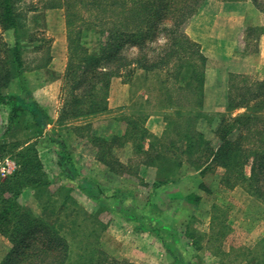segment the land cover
Returning a JSON list of instances; mask_svg holds the SVG:
<instances>
[{"label":"trees","instance_id":"obj_1","mask_svg":"<svg viewBox=\"0 0 264 264\" xmlns=\"http://www.w3.org/2000/svg\"><path fill=\"white\" fill-rule=\"evenodd\" d=\"M204 1L42 0L41 8L64 11L67 27L68 59L62 76L61 106L54 125L85 121L107 112L113 77L125 73L129 77L138 71L145 75L157 73L161 76L163 73L165 79L159 81L157 87L158 104L160 110L167 112L166 125L173 124L174 138L168 136L164 143L167 130L162 138L152 137L144 127L148 115H125L121 118L126 126L124 135L110 138L91 135V144L96 149L95 159L111 173L132 172L134 168H125L115 154L117 148L129 142L134 155L140 159L139 165L157 168L159 178L152 189L172 181L174 166L181 168L185 163L192 164L200 168V175L208 168L220 166L224 169L221 176L223 186L230 190L239 186L264 203V81L230 85L225 111L218 116L215 128H211L213 120L201 113L206 58L199 45L184 33V26ZM223 1H250L258 10L264 11V0ZM37 9L25 8L23 0H0V30H12L20 40L26 12ZM163 24L171 29H163ZM84 29L95 30L99 37L94 52L82 43ZM164 30L169 32V42L164 43L165 54L158 59L148 57L147 51L152 49L146 47ZM18 40L8 46L0 37V55H9L7 61L0 58V106L8 109L5 135L19 115L28 114L37 132L33 136L37 137L46 132L52 122L47 112L31 98L25 75L28 68L21 57ZM130 47L138 48L139 53L127 56L125 49ZM39 48L46 52V57L39 59L36 70L46 68L50 61L49 40L42 39ZM13 81L19 90L6 92ZM186 109L197 113L183 115ZM239 110L243 111L236 113ZM203 118L207 119L208 129L217 138L215 145H211L199 129V120ZM81 127L84 129L87 123ZM46 135L57 148L60 169L57 182L74 184L85 196L98 203L108 198L111 202H118V215L135 222L138 231L155 235L174 264H194L185 263L183 252L186 251L175 229L152 215L148 210L150 201L146 207L139 208L133 198L130 204L125 203L127 196L123 194L106 195L107 191L97 182L79 173L56 128L47 131ZM26 137L23 141L0 143V155L10 153L18 164L11 176L0 178V234L11 243V249L1 264H134L110 256L101 247L95 223L99 233L104 230L103 223L81 209L68 192L62 194L58 210L46 202L41 216H34L17 206V198L24 188L44 190L51 183L38 158L36 143H30V135ZM151 138L154 142L144 151V141ZM7 148L9 150H5ZM247 164L251 165L249 176L244 174ZM119 195L122 199L115 197ZM45 212L55 216L54 222L43 218ZM61 212L62 221H59ZM87 222L88 232L84 230ZM73 244H80L81 255L74 254Z\"/></svg>","mask_w":264,"mask_h":264},{"label":"rangeland","instance_id":"obj_2","mask_svg":"<svg viewBox=\"0 0 264 264\" xmlns=\"http://www.w3.org/2000/svg\"><path fill=\"white\" fill-rule=\"evenodd\" d=\"M27 1L30 3H37L40 0ZM216 3H230V1L205 0L199 9L210 7ZM162 28L168 29V31L171 29V27L166 24H163ZM0 37L5 45L10 46L6 41L7 37L5 38L3 36L2 31L0 32ZM26 37L27 35L24 36V33H21V39H25ZM97 37L98 36L95 38L96 40ZM168 38L169 32H166L165 30L157 34L155 39L146 47L147 50L152 49V51L146 50L148 57L158 59V57L165 54L166 46L164 43L169 42L167 41ZM89 39L92 40L93 37L90 36ZM31 46L32 45L30 44L23 46L21 53L26 68H28L25 75L29 81L31 90L33 91L36 88H41L48 84V82L58 79V77L60 79V84L62 85V76L64 75L66 65L61 75L58 74V72H54V70L47 69V67L36 70V65L39 59L41 60L46 57V52L30 51ZM125 53L127 56L132 57L139 53V49L135 47L126 48ZM8 56L9 55L1 53L0 58L7 61ZM66 58L68 59V53ZM164 75L165 74L163 73L161 76L157 75V73L145 75L142 71H138L136 74L129 77H126V73L123 76L115 77L117 79L120 78L122 83L128 85V91L125 92V94L128 95V100L126 101L127 103L124 109L118 110L119 107L115 106L110 109V111L91 117L85 121L78 120L64 123L55 127L57 133H62L61 136L64 138L65 136L67 137L68 146L70 147L69 152L79 173L82 176L97 182L105 192L107 191L106 195L109 196L111 193L123 194L124 196H127L124 200L125 203L130 204L133 198L139 208L146 207L148 201H150L151 208L148 210L151 211L152 215L161 218V220L167 224H171L174 229L176 228L180 233L179 238H182L183 240V248L186 249L187 252L191 251L190 253L193 257L191 256V258H188V256H185V263L264 264V203L258 200L257 197L250 196L239 186L231 190L223 186V184H221V176L223 175L222 173L224 169L220 166L215 169L208 168L203 175H200L199 173L201 171L200 168L193 167V165L189 163L183 165V171L182 167L177 168V166H174L171 179H177V177L180 176V173L181 176L182 173H186L184 175L192 174V177L190 178L191 181L182 183L179 187L181 190L174 192L173 195L163 193L156 196V194L152 195L151 193L147 196V192L143 194L136 191L135 193L134 190L129 189V187H132V182L133 184L135 182L139 187H144V183L137 180L134 173H125L130 179H125L123 182L124 185L121 186L119 183L122 182L118 181V179L113 176L106 175V173L109 172L106 166L95 159L94 155L96 149L91 144V135L103 137L102 133L104 127H107L112 120L121 119L125 115L144 116L148 114H158L164 121L165 131L167 130V136L164 139V143L168 141V136L174 138L173 124L171 123V126L166 125L165 115H167V112L160 110L158 104L159 92L157 91V87L159 81L165 79ZM126 78H128L129 81ZM119 83L121 82H117V86L113 87L114 93L119 92ZM8 90H19L16 81L11 83L6 92H8ZM32 91L30 92L31 98ZM50 93L51 96H53L50 102L54 109L57 105L56 102L59 101L60 91L58 94L56 93V89L55 91L52 89L50 90ZM219 97L220 96L214 89V85L210 83L208 85L205 101L206 109L202 106L201 113L213 120L211 128L216 127V124L219 121L218 116L225 111L227 97L225 96V105L224 99L220 100ZM220 103L223 104L224 110L217 112L215 109H217V106ZM58 111L59 109L57 110V118ZM184 111L185 113L183 115L186 113H191L192 115L197 113V111L190 112V109ZM242 111L243 110H239L236 113ZM206 120V118L199 120V129L203 132L205 138L210 141L211 145H215L218 142L217 138L214 136L212 130L208 129L209 125L206 124ZM84 122L87 123V127L83 129L81 126L84 125ZM14 123L15 124L12 125L9 133L5 135L8 125V109L0 106V143L23 141L27 138L26 135H30V143H36L35 148L38 152V158L40 159L39 154L44 152L53 157L51 162L54 161L55 154H57V148L50 142L42 139L41 134L37 137L33 136L37 132L36 129L33 128L31 117L28 114L19 115ZM77 126H80L81 128H76ZM147 140L149 139H146L144 142ZM151 142H154L152 138L149 140V144ZM5 150L9 149L7 148ZM131 151L132 154H134L132 145L128 142L123 147L117 148L115 154L125 161L130 157ZM168 156H170V154H168ZM5 159H8V164L10 166L9 169L5 166ZM122 165L127 169L129 167L132 168V164L129 163L128 165ZM42 166L43 171L48 172L47 174L45 172V174L51 183L44 190L24 188L17 198V206L28 210L34 216H41L43 206L46 205V202L48 206L50 204L53 209L58 210L61 205L62 194L68 192L69 196L76 201L81 209L89 213L96 221L103 223L104 230L101 233H99V227L95 223V229L98 230L100 236L101 247L110 256L117 259H126L122 252L124 251V244L131 242V231L142 232L137 230V224L135 227L133 224H131L132 226L130 227L127 225H121V222L117 219L118 212L116 210L119 208V204H117L118 202H115L114 200V202H111V199L109 198L101 203L92 199L89 200L88 197L85 196L74 184H65L61 181L57 182L55 175L57 172H54L55 167L52 163L46 164L45 169L43 164ZM17 169L18 164L10 153H3L0 155V178L3 179L11 176ZM250 169V164L244 166V174L246 176L250 175ZM158 178V171L156 168L155 181H157ZM115 197L122 199V196L120 195ZM62 214L63 213L61 212L59 221H62ZM43 215L45 216L43 218L48 222H54L55 216L53 214L45 212ZM206 223H208V226H206ZM85 225L86 227L84 230L88 232V222L85 223ZM151 235L155 237V235ZM73 248L74 254L77 253V255H81L83 253L80 249V244H73ZM10 249L11 243L8 241V238L0 234V264L4 257L9 253Z\"/></svg>","mask_w":264,"mask_h":264},{"label":"crops","instance_id":"obj_3","mask_svg":"<svg viewBox=\"0 0 264 264\" xmlns=\"http://www.w3.org/2000/svg\"><path fill=\"white\" fill-rule=\"evenodd\" d=\"M41 1L30 3L27 0H23L25 8L38 7L36 11H28L25 14V22L23 31L21 32L22 34L24 33V36L27 35L25 39L19 38L20 40H18L12 30L3 31V36L5 38L7 37L6 41L10 46L14 45L15 40L19 41L22 49L23 46L32 45L30 51L33 52L41 51L39 47L42 45V39L49 40L50 61L47 64V69L54 70V72H58L61 75L66 65L68 48L65 14L62 9L41 8ZM230 3H216L210 7L199 9L184 28L187 37L199 45L201 53L206 58L203 84L204 109H206L205 101L210 83L214 85V89L220 96V100L224 99L225 105V96L227 97L228 95L230 85L235 84L240 86L243 83L250 84L264 81V11L258 10L250 1ZM90 36L93 37L92 40L89 39ZM96 36L98 35L95 30L84 29L82 32V43L88 47L90 52H94L97 49L95 47L97 41L95 39ZM117 82H121L119 83V92L114 93L113 87L117 86ZM60 85V79L58 77V79L48 82V84L41 88H36L33 91L30 88V92L32 91V99L47 112L52 122V124L47 126L46 132L53 127H57L54 125V122L57 119L60 98L56 102V107L53 109L50 102L53 96H51L50 90L53 89L55 91L56 89V93L59 94ZM127 91L128 85L122 83L120 78L113 77L111 79L108 93V111L115 106L119 107L118 110L125 108L126 101L128 100V95L125 94ZM222 103H220L221 105L219 104L220 107L219 105L217 106L215 111L221 112L224 110ZM144 127L155 138L162 137L165 132L164 121L158 114H148ZM125 129L126 126L121 119L112 120L107 127H104L102 136L112 137L117 135L120 137L124 135ZM69 131L72 132L71 130ZM46 132L42 133V139L50 142ZM60 134L62 135V133ZM66 138V136L65 138L63 137L67 150L69 151L70 147L68 146V140ZM148 148L149 140L143 143V150L147 151ZM55 155L54 161L51 162L53 160L52 156L44 152L39 154L44 169L48 163H52L57 168H54V172H57L55 175L57 181H59L60 169L57 164V154ZM117 158L124 165H128V163L132 164V168H134L132 173L137 177V180L144 183V187H139L135 182L134 184L132 182V187H129V189L134 190L135 193L136 191L143 194L147 192V196L151 193L152 195L156 194V196L163 193L173 195L174 192L181 190L179 187L182 183L191 181L192 174L184 175L186 173H182L181 176L180 173L177 179H172V181L160 188L152 189V186L156 182L155 167L139 165L140 159L132 154V151L130 157L125 161L118 156ZM183 170L184 166H182ZM45 172L46 174L48 173L47 171ZM122 173L116 174L118 175L116 176L114 173L107 172L106 175L117 178L118 181L122 182L118 183L123 186L124 180L130 178L125 175V172ZM88 199L90 200V198ZM117 219L121 222V225L130 227L133 224L134 227L136 226L135 222L126 221L120 215H118ZM206 226H208V223H206ZM175 231L177 232L180 244L184 247L182 238H179L180 233L177 229ZM131 232V242L124 244V251L122 250V254L127 260L134 264H174L173 258L166 252L161 242L152 236L151 233H139L133 230ZM184 250L186 251L183 252L185 253L184 256H188V258L193 257L190 253L191 251L187 252L186 249Z\"/></svg>","mask_w":264,"mask_h":264},{"label":"built area","instance_id":"obj_4","mask_svg":"<svg viewBox=\"0 0 264 264\" xmlns=\"http://www.w3.org/2000/svg\"><path fill=\"white\" fill-rule=\"evenodd\" d=\"M5 166L9 169L10 168V166H9V164H8V159H5ZM4 169H5V167H4Z\"/></svg>","mask_w":264,"mask_h":264}]
</instances>
